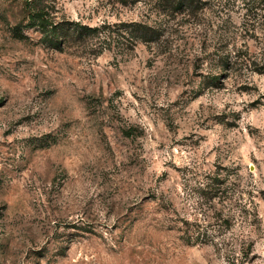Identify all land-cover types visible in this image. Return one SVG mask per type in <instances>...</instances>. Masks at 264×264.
<instances>
[{"label": "rangeland", "instance_id": "rangeland-1", "mask_svg": "<svg viewBox=\"0 0 264 264\" xmlns=\"http://www.w3.org/2000/svg\"><path fill=\"white\" fill-rule=\"evenodd\" d=\"M159 9L0 0V264H264V0ZM214 176L257 208L242 262L180 237Z\"/></svg>", "mask_w": 264, "mask_h": 264}, {"label": "trees", "instance_id": "trees-1", "mask_svg": "<svg viewBox=\"0 0 264 264\" xmlns=\"http://www.w3.org/2000/svg\"><path fill=\"white\" fill-rule=\"evenodd\" d=\"M206 0H161V12L163 16L168 14H182L183 17L195 18L203 9ZM42 17V16H41ZM40 27L44 31V37L55 47H61L63 36L85 37L97 31V27L89 26L78 21L70 22L67 26H50L42 17ZM160 26H154L146 22H134L130 32L134 37L154 39L159 37ZM67 30V33L64 31ZM221 74L216 75L217 80ZM216 183H215V182ZM214 184L205 183L200 187L199 206L192 215L183 216L179 225L180 237L186 243L212 244L223 257L236 263L242 262L248 256L253 245L250 232L259 223V216L250 190L247 196L242 194L236 198L233 186H224L222 178L214 176ZM241 199V202H238ZM202 201V202H201ZM208 203L205 208L202 204ZM236 223L241 224L242 231L239 235L229 230ZM247 228V230H244ZM246 231V232H245Z\"/></svg>", "mask_w": 264, "mask_h": 264}]
</instances>
